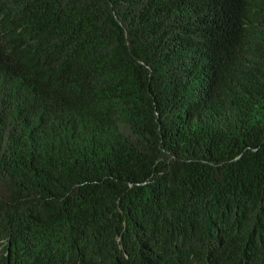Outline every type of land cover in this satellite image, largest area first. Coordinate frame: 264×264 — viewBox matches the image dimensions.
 Wrapping results in <instances>:
<instances>
[{
    "label": "trees",
    "instance_id": "obj_1",
    "mask_svg": "<svg viewBox=\"0 0 264 264\" xmlns=\"http://www.w3.org/2000/svg\"><path fill=\"white\" fill-rule=\"evenodd\" d=\"M0 264H264V0H0Z\"/></svg>",
    "mask_w": 264,
    "mask_h": 264
}]
</instances>
